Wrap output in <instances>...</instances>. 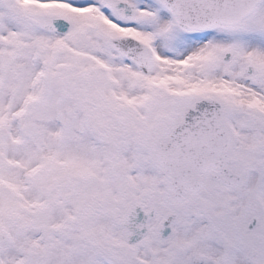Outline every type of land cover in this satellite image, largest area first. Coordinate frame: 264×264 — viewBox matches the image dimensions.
<instances>
[{
    "label": "snow or ice",
    "instance_id": "1",
    "mask_svg": "<svg viewBox=\"0 0 264 264\" xmlns=\"http://www.w3.org/2000/svg\"><path fill=\"white\" fill-rule=\"evenodd\" d=\"M0 264H264V0H0Z\"/></svg>",
    "mask_w": 264,
    "mask_h": 264
}]
</instances>
